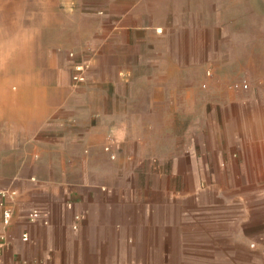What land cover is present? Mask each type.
<instances>
[{
    "label": "crops",
    "instance_id": "1",
    "mask_svg": "<svg viewBox=\"0 0 264 264\" xmlns=\"http://www.w3.org/2000/svg\"><path fill=\"white\" fill-rule=\"evenodd\" d=\"M121 1L83 23L93 49L64 59L71 86L76 62L89 64L87 82L54 116L47 87L0 67V190L16 193L0 198V264H264V133L239 135L233 151L229 137L181 131L193 95L170 43L216 44L213 19L171 30L169 0ZM198 171L231 178L212 181L230 194L174 195L154 175Z\"/></svg>",
    "mask_w": 264,
    "mask_h": 264
},
{
    "label": "rangeland",
    "instance_id": "2",
    "mask_svg": "<svg viewBox=\"0 0 264 264\" xmlns=\"http://www.w3.org/2000/svg\"><path fill=\"white\" fill-rule=\"evenodd\" d=\"M101 2L105 0H0V67L7 65L11 75L13 69L23 68L31 90L40 85L47 87L53 104L51 116L59 106L63 107L67 93L76 95L74 89L78 87L71 86L72 70L64 57L69 54L70 60L74 51L82 57L93 49L96 35L83 23L101 19ZM168 3L171 30L184 24L196 33L209 18L213 19L211 28L216 33L214 45L197 41L183 45L176 39L170 43V53L178 52L187 70L186 94H192L195 100L193 104L192 95L191 102L185 100L188 103L184 112L192 117L185 120L181 131L194 137L200 133L229 137L224 142L231 143L229 148L236 151L242 143L239 135L264 133V0ZM132 50L138 52L137 48ZM211 58L215 61L212 64L205 61ZM244 83L249 89L235 88ZM11 86L12 91L19 87L17 83ZM188 141L187 138L184 142L191 145ZM180 150L188 154L192 148L186 145ZM105 151L112 160L117 159L110 146ZM162 174L169 176L173 187L170 192L174 195L208 196L213 191L223 196L230 194L229 188L212 186L216 175L220 176V183H231V178H223V173L154 172L155 177Z\"/></svg>",
    "mask_w": 264,
    "mask_h": 264
},
{
    "label": "built area",
    "instance_id": "3",
    "mask_svg": "<svg viewBox=\"0 0 264 264\" xmlns=\"http://www.w3.org/2000/svg\"><path fill=\"white\" fill-rule=\"evenodd\" d=\"M71 59H75L76 55L75 53L70 54ZM74 69V75H73V86L79 87L80 85H83L87 82L88 73H89V64L84 62H76L73 66ZM236 89H249V85L247 83L239 84L235 86ZM107 151H110L109 148H107ZM112 152V151H111ZM113 159H115V156H113ZM16 197V193L9 191V190H0V198H8L14 200ZM4 206V205H2ZM41 217V212L39 210L33 211L29 215V221L31 223H36ZM13 219V211L12 209H5L4 211V224L5 226H10ZM23 239L25 241H28L29 237L28 235H24ZM1 251V246H0ZM26 264V263H25Z\"/></svg>",
    "mask_w": 264,
    "mask_h": 264
}]
</instances>
